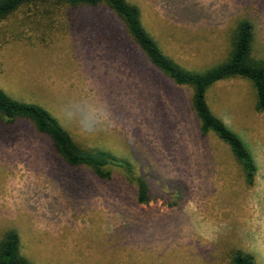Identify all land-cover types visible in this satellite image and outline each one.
I'll use <instances>...</instances> for the list:
<instances>
[{
  "label": "rangeland",
  "instance_id": "1",
  "mask_svg": "<svg viewBox=\"0 0 264 264\" xmlns=\"http://www.w3.org/2000/svg\"><path fill=\"white\" fill-rule=\"evenodd\" d=\"M128 1L186 70L225 61L241 19L256 26L254 49L264 55V0ZM95 13L107 30L75 26L48 46L8 45L0 86L50 110L80 147L128 160L149 183L151 201L139 204L136 186L119 170L103 180L62 164L26 123L15 142L0 143V235L20 231L23 252L39 264H228L235 249L264 264V113L255 109L252 85L227 81L208 94L212 112L255 160L250 188L229 148L201 136L192 90L155 69L110 12ZM97 92L118 126L83 135L64 118L63 102Z\"/></svg>",
  "mask_w": 264,
  "mask_h": 264
},
{
  "label": "trees",
  "instance_id": "2",
  "mask_svg": "<svg viewBox=\"0 0 264 264\" xmlns=\"http://www.w3.org/2000/svg\"><path fill=\"white\" fill-rule=\"evenodd\" d=\"M97 9L110 12L120 22L126 41L136 45L155 69L176 85L192 90L191 109L199 122L201 136H212L226 145L247 187H254L258 170L250 150L212 112L208 103L209 92L218 84L244 80L254 89L257 113H264V55H258L254 49V23L249 19L238 20L226 60L194 72L181 67L163 52L145 28L141 9L128 0H0V53L15 42L33 48L48 46L75 26L88 30L94 26L95 31H105L107 22L96 15ZM14 98L0 86V143L15 142L22 135L23 124L27 123L35 134L50 142L62 164L72 169H90L103 180H111L113 171L119 170L136 186L138 203H150L149 183L136 173L128 160L105 148L80 147L46 107ZM22 239L17 229L5 230L0 235V264H39L23 252ZM228 258V264H258L243 249L231 251Z\"/></svg>",
  "mask_w": 264,
  "mask_h": 264
},
{
  "label": "clouds",
  "instance_id": "3",
  "mask_svg": "<svg viewBox=\"0 0 264 264\" xmlns=\"http://www.w3.org/2000/svg\"><path fill=\"white\" fill-rule=\"evenodd\" d=\"M63 114L83 135L111 132L118 126L117 117L98 92L93 95L66 97Z\"/></svg>",
  "mask_w": 264,
  "mask_h": 264
}]
</instances>
